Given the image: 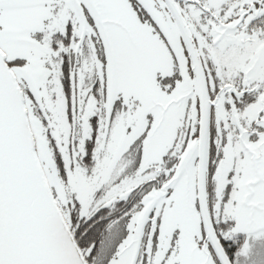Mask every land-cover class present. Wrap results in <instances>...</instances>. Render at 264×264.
<instances>
[{
    "label": "rangeland",
    "instance_id": "obj_1",
    "mask_svg": "<svg viewBox=\"0 0 264 264\" xmlns=\"http://www.w3.org/2000/svg\"><path fill=\"white\" fill-rule=\"evenodd\" d=\"M191 1L178 7L207 57L237 56L238 44L216 47L205 16L233 0ZM229 34L247 39L240 31ZM260 45L243 46L251 64L260 59L258 74L264 72ZM0 49L24 91L40 161L69 226L74 199L81 217L135 200L124 222L128 236L108 264H141L142 251L151 257L155 246L153 264L164 254L165 264H206L204 247L220 264L200 217L197 159L175 176L195 141L191 103L197 94L200 102V92L185 39L164 0H0ZM187 59L195 78L185 70ZM222 61L234 67V60ZM63 65L70 69L69 93ZM222 114L217 111L218 121ZM94 116L95 162L88 170L83 162ZM141 138L142 160L134 169L136 151L129 150ZM238 151L224 150L225 166L207 191L208 209L222 245L235 246L234 264H264V155L250 163ZM153 181L158 188L151 189Z\"/></svg>",
    "mask_w": 264,
    "mask_h": 264
},
{
    "label": "water",
    "instance_id": "obj_2",
    "mask_svg": "<svg viewBox=\"0 0 264 264\" xmlns=\"http://www.w3.org/2000/svg\"><path fill=\"white\" fill-rule=\"evenodd\" d=\"M164 1L170 8L190 52L201 102L198 139L188 144L175 176L199 158L197 188L206 241H210L220 264H233L218 238L208 209V85L199 49L178 7V3L192 1ZM194 3L200 5L198 1ZM73 129L75 136V125ZM254 164L256 167V162ZM174 177L169 182V187L177 180ZM203 250L206 252V264H213L209 252L205 247ZM0 264H89L48 184L31 129L24 91L1 49Z\"/></svg>",
    "mask_w": 264,
    "mask_h": 264
},
{
    "label": "flooded vegetation",
    "instance_id": "obj_3",
    "mask_svg": "<svg viewBox=\"0 0 264 264\" xmlns=\"http://www.w3.org/2000/svg\"><path fill=\"white\" fill-rule=\"evenodd\" d=\"M210 12H206L205 16L207 20L210 19L212 41L213 43L217 42L216 47L226 46V44L237 46L238 44L240 48L237 56L232 57L231 54L223 52L219 56H215L212 61L204 53L201 39L197 34L193 35L200 51L208 85L210 124L206 176L208 177L209 192L213 189L215 175L225 166L224 150L229 152L231 148L238 147V156L241 160L250 158V163L251 158L254 157V160L257 161L260 156L264 155V140L262 141V137H264V72L259 74L256 72L261 64L260 59L257 58L251 64L250 60L246 59L248 58L247 51L243 47L248 43L256 45L260 43V46H264V0H233L230 5L224 4V8L219 13ZM236 31L247 35V39L239 40V37L229 34V32ZM222 58L225 61L234 60V67H223ZM187 60L188 65L185 63L182 65H185V70L195 78L194 73L191 72L192 63L189 59ZM240 60L241 64L238 65ZM74 65L78 66L76 61ZM199 109L200 102H198L197 94V98L191 103V112L194 113L192 124L195 129L191 140H196L199 136ZM197 111L199 119H197ZM217 111L223 112L219 121L217 120ZM71 140L72 144L76 146L77 140L74 135L71 136ZM74 148L71 151L75 152ZM198 164L199 158H197V166ZM153 185L154 187L151 189H156L159 183L153 181ZM231 188L230 185L226 187L227 192ZM219 239L221 240L220 237ZM201 246L203 244L197 248L201 249ZM155 250L156 246L152 249L151 257L149 253L142 251L141 256L144 258L141 264H153V260L156 258ZM167 259L168 257L164 254L159 257L157 263L165 264Z\"/></svg>",
    "mask_w": 264,
    "mask_h": 264
},
{
    "label": "trees",
    "instance_id": "obj_4",
    "mask_svg": "<svg viewBox=\"0 0 264 264\" xmlns=\"http://www.w3.org/2000/svg\"><path fill=\"white\" fill-rule=\"evenodd\" d=\"M63 36L65 37L66 35ZM9 64L11 63L9 62ZM63 66V76L65 77L64 84H66L67 87V91L65 89V92L69 93L70 85H68V81L70 80V69L68 66ZM91 124L93 133L91 138L86 142V156L84 158L85 161L83 162V166H86L88 170H91L95 162L93 161V156L94 147L96 144L95 138L98 132V118L96 116L92 118ZM144 139L145 138L139 139L135 142L134 145L130 147V152L136 151V162L134 163V169H137L139 164L141 163V145ZM57 159L60 164V171L64 173L63 162H61L59 158ZM150 183H147V185H144V187L142 186L137 189H146V187ZM134 192L136 191H133L132 194H134ZM134 204L135 200L128 202L127 204L126 202L122 201L121 203H118V208H116L115 211L111 210V206H106L95 210V212H93L90 217H81V215L79 214L80 204H78L76 199H74V206H71L70 212V215H72L70 226L78 245L82 249L84 257H86V260L89 262V264H108L111 258L114 257L118 246H120L122 240H124L126 236H128L126 234L127 226L124 222L126 219H128L127 213ZM223 247L226 250L230 260L232 262H235V246L229 244V242H225L223 244Z\"/></svg>",
    "mask_w": 264,
    "mask_h": 264
},
{
    "label": "crops",
    "instance_id": "obj_5",
    "mask_svg": "<svg viewBox=\"0 0 264 264\" xmlns=\"http://www.w3.org/2000/svg\"><path fill=\"white\" fill-rule=\"evenodd\" d=\"M78 202V201H77Z\"/></svg>",
    "mask_w": 264,
    "mask_h": 264
}]
</instances>
